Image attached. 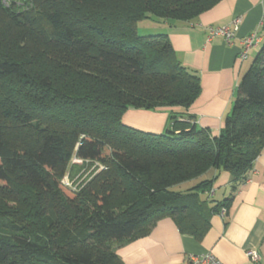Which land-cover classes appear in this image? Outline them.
<instances>
[{"label": "trees", "instance_id": "trees-1", "mask_svg": "<svg viewBox=\"0 0 264 264\" xmlns=\"http://www.w3.org/2000/svg\"><path fill=\"white\" fill-rule=\"evenodd\" d=\"M9 1L0 0V264H124L117 246L166 217L202 239L235 197L200 194L222 172L237 190L264 151V40L213 133L188 112L198 72L167 33L141 28L194 20L222 0ZM162 107L181 109L162 131L124 121L129 109ZM85 163L104 167L66 187Z\"/></svg>", "mask_w": 264, "mask_h": 264}, {"label": "crops", "instance_id": "crops-1", "mask_svg": "<svg viewBox=\"0 0 264 264\" xmlns=\"http://www.w3.org/2000/svg\"><path fill=\"white\" fill-rule=\"evenodd\" d=\"M236 17H242V22L231 41L209 39L208 26L228 25ZM157 28L168 34L182 63L200 76L201 93L188 112L196 116L198 125L218 133L232 109L237 87L264 40V0H222L194 20H167L158 23ZM251 33L261 40L242 58L243 39ZM171 110L181 109H157V131L166 127ZM139 114H150L149 120L154 116L152 111L129 109L124 121L133 125L132 117ZM215 174L216 169L211 168L205 178ZM232 193L235 198L228 214H214L202 239L181 233L175 221L166 217L157 221L147 236L117 246L116 253L124 264H194L192 256L209 253L222 264H264V151L248 180L237 190L232 189L231 175L222 172L212 190L204 194L207 199L222 200ZM249 250L258 253V261L247 255Z\"/></svg>", "mask_w": 264, "mask_h": 264}, {"label": "rangeland", "instance_id": "rangeland-1", "mask_svg": "<svg viewBox=\"0 0 264 264\" xmlns=\"http://www.w3.org/2000/svg\"><path fill=\"white\" fill-rule=\"evenodd\" d=\"M3 3L6 6H10V1L9 0H3ZM143 23H147V22H143ZM141 32L143 34H154L157 32H162L160 30V28H157L156 24H152V23H147L144 24L143 28H141ZM144 111H149V110H144ZM152 112H154V116L152 120H149L150 118V114H139L137 116L132 117L133 119L131 120V123L134 126L140 127V128H152L153 130L157 131V110H153ZM142 115V116H141ZM155 120V122H154ZM72 163H77L78 165H82L84 162H82V160L73 157L72 158ZM97 167L98 170H97ZM101 166L98 163H96V165H88L85 163V165H83L82 169L80 171H77V173L74 176H70L69 173L67 172L64 177L62 178V183L68 187L69 189H74L76 190L79 185H82L84 183H86L90 176L96 171L98 172L99 170L103 169L101 168ZM175 189L179 190L181 189L180 187H176ZM200 197L202 199L207 200V197L205 196L204 193L200 194ZM217 200V199H216Z\"/></svg>", "mask_w": 264, "mask_h": 264}, {"label": "built area", "instance_id": "built-area-1", "mask_svg": "<svg viewBox=\"0 0 264 264\" xmlns=\"http://www.w3.org/2000/svg\"><path fill=\"white\" fill-rule=\"evenodd\" d=\"M242 22V17H236L233 19V21L228 25H217L208 26V37L209 39L215 38V37H222L225 41L229 42L231 41L239 32L240 26ZM261 38L257 36L256 33H251L249 36L245 37L243 39V49L241 51V57L245 58L247 57L248 50L257 45L260 42ZM104 166H101L103 168ZM222 217H225L227 215V209L223 208L220 212ZM247 255L251 257L253 261L259 260V255L255 250H249L247 252ZM191 261L194 264H222L215 256L212 254H205L201 256H192Z\"/></svg>", "mask_w": 264, "mask_h": 264}]
</instances>
